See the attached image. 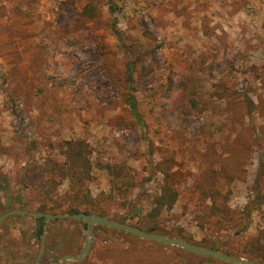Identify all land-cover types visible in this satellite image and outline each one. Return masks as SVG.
I'll return each instance as SVG.
<instances>
[{
    "label": "rangeland",
    "instance_id": "1",
    "mask_svg": "<svg viewBox=\"0 0 264 264\" xmlns=\"http://www.w3.org/2000/svg\"><path fill=\"white\" fill-rule=\"evenodd\" d=\"M1 1L0 214L61 203L135 223L168 184L160 225L264 261V0ZM78 138L92 175L73 203L53 162ZM37 226L4 218L0 264L34 263ZM85 237L82 221H49L41 264ZM196 255L99 228L68 264H233Z\"/></svg>",
    "mask_w": 264,
    "mask_h": 264
},
{
    "label": "trees",
    "instance_id": "2",
    "mask_svg": "<svg viewBox=\"0 0 264 264\" xmlns=\"http://www.w3.org/2000/svg\"><path fill=\"white\" fill-rule=\"evenodd\" d=\"M128 77L131 78L132 73V65L128 64ZM128 102L131 108V111L135 118L137 120H140V114L137 109V104L135 98L131 95L128 96ZM62 148V154L64 156V160L62 162H53V167L57 168V173L61 178H67L69 182V188L75 193L79 191L83 186L86 180L91 178L92 175V163L90 160V147L89 143L81 138L78 139H66L63 140L61 144ZM110 167V166H107ZM121 173L114 172L115 178H119ZM1 179V176H0ZM3 180V179H2ZM176 191L173 190L168 184H165L162 187V191L159 195H157L153 200V207L151 208V212H149V219L145 221L140 222H132L128 220L126 217H119L114 218L118 221L126 222L129 224H133L139 228H142L144 230H147L149 232H158L163 233L167 235L172 236H178L182 237L184 239H187L191 241L188 237L184 236L182 232L178 229H172L167 230L164 226L160 225L159 222H157L156 217L160 214L161 210L164 208L171 207L174 201L176 200ZM78 195L76 194L74 196V199L72 200L73 203H76ZM6 202H10V198H7ZM59 208V209H58ZM23 210V208H20ZM25 209V208H24ZM35 211H44V212H63V213H72V212H86V213H92L90 209H79L78 206L70 205L66 209H62L61 203L52 204L50 206H47L44 202H41L37 204V206L33 209ZM59 210V211H57ZM94 213L103 214L106 215L104 211L97 210ZM109 217V216H108ZM37 222V228L35 230V234L37 236H41V233L43 231V218L36 219ZM106 229L111 230L110 228L104 226V225H96L94 229ZM114 231H117L113 229ZM126 234L128 237H136L132 234H129L123 230H118ZM193 242V241H191ZM199 245H204L202 243H196ZM212 248H217L216 246H208ZM219 249V248H217ZM191 253V252H189ZM196 255V254H194ZM199 256V255H196ZM203 258H210L213 259L211 256H201Z\"/></svg>",
    "mask_w": 264,
    "mask_h": 264
},
{
    "label": "water",
    "instance_id": "3",
    "mask_svg": "<svg viewBox=\"0 0 264 264\" xmlns=\"http://www.w3.org/2000/svg\"><path fill=\"white\" fill-rule=\"evenodd\" d=\"M15 214L32 216L35 220L38 218H43V231L40 236V246L33 264H41V258L45 250L46 225L49 221L55 219H73L77 221H82L86 225V237L84 238L83 246L77 254H64L60 257L58 261H53L50 264H68L70 261H81L82 259H84V257L88 254L91 248L94 237V227L96 225H104L110 229L123 230L129 234H132L142 239L156 241L166 246H177L197 255L211 256L212 258L233 264H264V261H257L242 256L232 255L217 248L195 244L182 237L167 235L158 232H149L133 224L118 221L114 218L108 217L107 215L98 213H51L35 210L10 209L0 214V224L2 223L4 218Z\"/></svg>",
    "mask_w": 264,
    "mask_h": 264
},
{
    "label": "crops",
    "instance_id": "4",
    "mask_svg": "<svg viewBox=\"0 0 264 264\" xmlns=\"http://www.w3.org/2000/svg\"><path fill=\"white\" fill-rule=\"evenodd\" d=\"M1 1V0H0ZM5 2V1H4ZM1 4L3 3L2 1L0 2ZM1 6V5H0ZM10 6V5H9ZM2 12H0V16H3L2 14H1ZM0 19H1V17H0ZM3 21H0V24L2 23ZM1 251V250H0Z\"/></svg>",
    "mask_w": 264,
    "mask_h": 264
}]
</instances>
